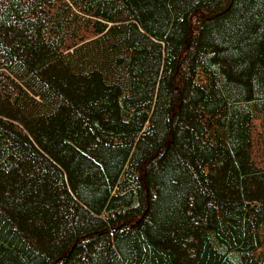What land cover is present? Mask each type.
Returning <instances> with one entry per match:
<instances>
[{
	"label": "trees",
	"instance_id": "16d2710c",
	"mask_svg": "<svg viewBox=\"0 0 264 264\" xmlns=\"http://www.w3.org/2000/svg\"><path fill=\"white\" fill-rule=\"evenodd\" d=\"M0 264H264V0H0Z\"/></svg>",
	"mask_w": 264,
	"mask_h": 264
}]
</instances>
